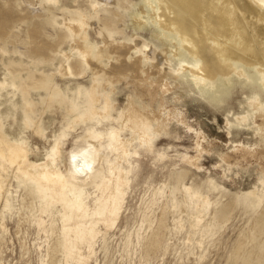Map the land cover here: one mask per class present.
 <instances>
[{
	"label": "rangeland",
	"instance_id": "1",
	"mask_svg": "<svg viewBox=\"0 0 264 264\" xmlns=\"http://www.w3.org/2000/svg\"><path fill=\"white\" fill-rule=\"evenodd\" d=\"M112 1L105 0L96 11L97 0H0V79L6 66L21 64L53 75L56 90L52 100L44 91L31 93L40 134L25 127L26 107L19 96L16 107L0 104L3 132L25 151L27 161L54 163L67 180V161L88 132H98L106 146L110 131L123 128L131 92L124 81L116 84L111 121H81L90 74L70 25L108 18L106 25L98 22L108 39L131 44L134 36L151 52L161 48L152 37L153 25L146 30L133 26L141 0H129L128 10ZM98 27L88 26L83 44L101 46ZM60 67H68L69 74ZM179 67L180 60L172 58V69ZM246 71L250 80L234 77L229 90L213 98L201 95L189 80L174 85L164 78L174 87L164 96L167 108L161 117L168 126L164 134H153L152 146L132 140L127 157L102 149L106 179L111 168L123 171L124 185L108 227L96 222L84 241L76 243L69 230L65 204L47 207L36 186L15 178L0 159V180L6 182L0 197V264H264V128L258 109L249 107L253 94L264 92L254 71ZM79 86L83 98L75 108L72 99ZM103 103L100 91L99 109ZM98 186L69 194L88 214L98 211L97 219L104 214V207L97 206ZM86 226L79 225L82 235Z\"/></svg>",
	"mask_w": 264,
	"mask_h": 264
},
{
	"label": "bare ground",
	"instance_id": "2",
	"mask_svg": "<svg viewBox=\"0 0 264 264\" xmlns=\"http://www.w3.org/2000/svg\"><path fill=\"white\" fill-rule=\"evenodd\" d=\"M141 1L137 12L132 14V23L137 30L154 26L152 37L157 38L161 46L155 52H151L150 46L134 36L131 44L115 42L112 36L108 39L104 28L98 27V22L104 24L108 18L70 25L83 63L90 74V88L87 89L83 106L86 115L81 121L94 124H99L103 119L111 121V98L116 84L124 81L126 86L131 87V92L123 128L110 131L107 145L104 146L98 132H88L82 139L83 145L72 151L71 161H67L70 167L69 180L65 179L54 163L35 165L27 161L25 151L8 141L0 122V159L3 164L12 170L15 178H24L36 186L46 197L47 207L57 203L66 205L70 211L67 216L69 230L74 233L76 243L84 241L94 232L98 225L96 222L107 228L109 216L114 218L119 209L118 199L124 185V173L111 168L110 178L106 179L102 167V149L106 147L110 153L116 152L119 156L127 157L132 140L152 146L153 134H164L168 126L166 119L161 117L162 111L167 108L164 96L174 89L165 81V77H170L174 85H178L180 79L189 80L201 95L213 98L226 93L234 77L237 80H250L246 69H251L257 75L261 92H264V0ZM104 3L105 0H97L94 9L100 10V5ZM112 3L125 10L130 6L129 0H114ZM88 26L98 27V34L103 40L101 46L83 44ZM172 58L180 60L177 71L172 69ZM60 71L65 74L70 72L68 67ZM52 77L21 64H10L0 79V104L9 102L16 107V98L19 96L26 107L24 125L26 128H35L37 134L41 133L42 128L33 119L35 104L31 93L40 94V91H44L50 94L52 100L56 92ZM100 91H103L102 109L98 108ZM261 95L264 96V93L253 94L249 107L258 109L257 118L260 119L261 128H264V102ZM5 96L7 99H4ZM82 98V88L79 86L76 97L72 99L73 107L76 108ZM64 99L65 96H62L61 101ZM177 100L175 98V102ZM154 104L157 110L153 109ZM261 131L264 135V130ZM122 132H128L129 138L122 137ZM95 184L102 190L97 206L104 207L101 209L104 214L99 219L98 211L90 215L83 203L69 197L71 192H80L85 186ZM5 192L6 182L0 180V197ZM190 193L192 198L200 197L196 192ZM84 222L87 226L82 235L78 230Z\"/></svg>",
	"mask_w": 264,
	"mask_h": 264
}]
</instances>
